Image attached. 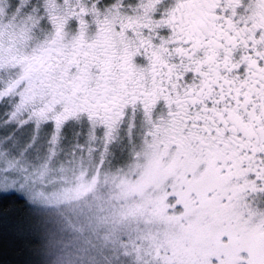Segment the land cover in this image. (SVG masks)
Returning <instances> with one entry per match:
<instances>
[{
  "label": "snow or ice",
  "instance_id": "obj_1",
  "mask_svg": "<svg viewBox=\"0 0 264 264\" xmlns=\"http://www.w3.org/2000/svg\"><path fill=\"white\" fill-rule=\"evenodd\" d=\"M54 94L62 101L35 110ZM0 103L10 123L35 116L61 131L84 112L131 140L160 114L221 154V203L245 217L264 208V0H0ZM61 103L71 108L56 114ZM169 191L184 207V185ZM154 264L185 261L161 245Z\"/></svg>",
  "mask_w": 264,
  "mask_h": 264
},
{
  "label": "rangeland",
  "instance_id": "obj_2",
  "mask_svg": "<svg viewBox=\"0 0 264 264\" xmlns=\"http://www.w3.org/2000/svg\"><path fill=\"white\" fill-rule=\"evenodd\" d=\"M12 15L9 7V23ZM58 101L62 97L55 94L43 102L38 97L35 110ZM65 106L71 108L61 103L56 114ZM10 110L0 103V194L17 193L43 216L42 227L54 230L45 250L61 264H153L155 248L147 243L163 238L159 245L171 249L182 241L177 253L185 264H216L199 259L198 252L223 242L243 255L237 260L244 264L264 262V208L245 217L236 202L221 203L230 190L216 167L221 154L180 137L166 117L138 121L131 140L126 128L109 137L100 121L90 127L84 112L57 131L54 122L35 116L10 123ZM188 172L194 173L191 180ZM181 184L186 203L177 208L169 189ZM123 237L128 246L119 244Z\"/></svg>",
  "mask_w": 264,
  "mask_h": 264
},
{
  "label": "trees",
  "instance_id": "obj_3",
  "mask_svg": "<svg viewBox=\"0 0 264 264\" xmlns=\"http://www.w3.org/2000/svg\"><path fill=\"white\" fill-rule=\"evenodd\" d=\"M127 143L128 141L126 140L125 145ZM41 218L43 216L25 198L17 193L0 194V264H61L55 257H50L45 250V242L47 239L48 241L51 240L52 231L54 230H45L41 225ZM176 231L178 233L180 230L177 229ZM42 234L46 235V238L45 236L42 238ZM182 236L183 234L181 233L178 237L181 238ZM160 242L166 243L165 238L158 241V243H147V245H152L155 248L154 256H152L153 264ZM129 243L124 237L119 242L121 246H128ZM139 243L144 247L143 242ZM181 243L182 241H178L175 245L172 244L175 246L172 249L179 253L182 252L179 248L180 245L181 247L183 245ZM142 247L140 250H142ZM131 248L134 250L133 246ZM136 250L138 251V248ZM191 250L194 251V249ZM185 252L188 256L192 255L187 251ZM137 253L141 254L139 251ZM198 256L199 259L202 258L204 261L206 258L207 260L212 259L216 264H233V261L234 264L238 262L244 264L243 258L241 261L237 260L238 257L243 255L238 253L237 250H231L225 242L220 243L219 247L211 245L205 247L201 252H198ZM197 258L196 260H198ZM205 263L206 261L201 264Z\"/></svg>",
  "mask_w": 264,
  "mask_h": 264
}]
</instances>
